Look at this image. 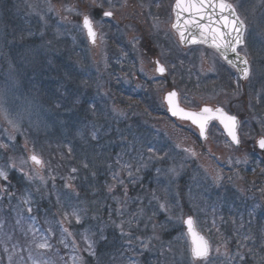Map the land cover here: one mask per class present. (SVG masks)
<instances>
[{"label":"rangeland","instance_id":"1","mask_svg":"<svg viewBox=\"0 0 264 264\" xmlns=\"http://www.w3.org/2000/svg\"><path fill=\"white\" fill-rule=\"evenodd\" d=\"M243 1L234 5L256 32L264 2L248 1L245 8ZM76 4L0 0V168L8 172L7 181L0 179L6 189L0 191V217L9 214L5 194L26 223L40 213L41 223L32 221L33 231L26 225L21 234L38 236L48 245L39 250L60 253L65 264H264V154L253 144L264 135V41L255 47L258 57L249 46L239 49L251 69L242 86L204 48L193 50L191 65L181 67L195 73L183 74L186 81L174 80L172 72L158 78L148 73L140 49L149 56L160 48L165 53L161 45L170 34L165 21L156 24L150 14L145 20L146 7L136 26L116 31L135 46L139 70L146 73L149 87L133 92L131 82L104 70L107 32L82 60L66 55L58 37L64 39L63 20L76 16ZM169 87L185 108L221 106L239 116L244 151L234 149L216 125L201 142L191 128L169 120L162 105ZM10 176L19 186L13 191ZM189 217L210 244L206 261L190 257L183 228ZM51 218L60 226L56 240ZM12 229L20 235L18 225ZM10 251L7 243L3 252Z\"/></svg>","mask_w":264,"mask_h":264},{"label":"snow or ice","instance_id":"2","mask_svg":"<svg viewBox=\"0 0 264 264\" xmlns=\"http://www.w3.org/2000/svg\"><path fill=\"white\" fill-rule=\"evenodd\" d=\"M110 3L111 0H109V4ZM99 6L103 7V5ZM173 10L176 13V23L172 25L173 28H177L178 30L183 28L185 30L180 32L182 42L187 32L192 37V42L195 43L198 33L200 42L209 44L227 60L230 65L237 68L240 73V79L249 78V61L246 55L245 57H241L240 52L237 50L238 46H244L246 43L247 19L243 18L241 14H238L237 7L229 2V0H176ZM111 16V11H103V17ZM82 27L87 32L89 39L94 42L96 33L93 29V21L87 14L83 16ZM230 53L234 55V58H230ZM156 71L163 74L165 68L157 64ZM175 96L176 92L172 91L165 97L172 115L177 114L176 110L172 107L173 98ZM180 111L184 117L191 119L194 124L199 126L201 136H204L205 126L210 120L219 119L220 123L223 124L227 130L228 135L232 138V142L239 144L240 141L236 134L239 121L235 116L228 115L221 108L213 110L205 107L198 113ZM256 143L261 150H264V135H262ZM148 151L152 152L153 149L149 148ZM30 159L34 164L42 166V161L37 155H32ZM73 171H75V169H73ZM32 178L31 176L28 177L30 180ZM0 179L5 181L8 179V172L3 168H0ZM41 179L43 178L41 177ZM0 191H6V189H0ZM163 207H165V205H161V208ZM29 211H31L30 208ZM72 215L75 216L77 222H79L80 218L75 210ZM184 223L188 228V234L193 237V259L206 258L209 251L207 241L194 232L193 221L190 217L186 219ZM64 231L67 232V229H64ZM38 247L44 249L48 247V245L46 243H40ZM88 247L89 250H91V242H89Z\"/></svg>","mask_w":264,"mask_h":264},{"label":"flooded vegetation","instance_id":"3","mask_svg":"<svg viewBox=\"0 0 264 264\" xmlns=\"http://www.w3.org/2000/svg\"><path fill=\"white\" fill-rule=\"evenodd\" d=\"M74 1L77 4L81 3V12L79 11L80 26L82 27L83 16L85 14L89 15L93 21V29L96 33L97 38L98 35H101V33H103L104 31L103 29H101L103 25L109 24V31L112 36L113 46L116 49L119 48V44L116 43V40H118L116 31L119 30L121 26H136V15H142L145 12L146 7L148 8V14L144 15L145 20H148V15L150 14L152 19L156 21V24L158 23V21H165L166 32H168L170 35H165L164 44L172 43L175 45H179V41L176 35L171 30L174 21V18L172 16V8L176 0H111L110 4L109 0H79V2H77L76 0ZM229 2H231V0H229ZM99 5H103V7H100ZM141 5L145 6V9H143ZM106 10L112 12L111 17H103V11ZM121 15H124L123 20L121 19ZM68 20L72 22L74 18L71 16L70 18H68ZM108 21L110 23H108ZM146 54L147 52L144 51L143 55ZM148 59L151 63L159 61L158 56H156V58L148 56ZM153 71L152 69L150 70L151 73Z\"/></svg>","mask_w":264,"mask_h":264},{"label":"trees","instance_id":"4","mask_svg":"<svg viewBox=\"0 0 264 264\" xmlns=\"http://www.w3.org/2000/svg\"><path fill=\"white\" fill-rule=\"evenodd\" d=\"M63 44L64 42L61 41V46H63ZM71 55L76 58L74 52H71ZM10 180L12 181V186L10 184L9 191H11V189L13 191V187H17L18 185L16 186V181L11 176ZM20 183L22 184V181ZM4 197L5 202L7 203V205H9V214L4 217H0V219L2 220V222H0V264H65L64 261H62L60 254L56 253L54 250H48L45 252L39 250L38 245L41 242L38 236H32L29 234L25 238L23 237V234H21L22 228L26 225H29L33 231L35 225L32 221L26 223L27 219L24 218L23 214L19 213L20 211L18 208L20 206H15V202L11 203L12 199L9 200L6 194ZM24 203L25 202H23L22 204L25 205ZM41 212L45 213L44 215L42 214L43 216H47L49 218L48 212H46V210ZM55 220L56 219H53V228H55L56 230L54 240L58 238L59 232L57 233V230H59L58 227H60L55 223ZM13 223L18 225L19 227V236H17L18 233L16 234L12 229ZM7 233L10 234L13 238L11 242H8L9 239L7 238V236L4 237ZM7 243H9V245L11 246L10 253L3 252L4 248L7 246Z\"/></svg>","mask_w":264,"mask_h":264},{"label":"water","instance_id":"5","mask_svg":"<svg viewBox=\"0 0 264 264\" xmlns=\"http://www.w3.org/2000/svg\"><path fill=\"white\" fill-rule=\"evenodd\" d=\"M87 36H88V35H87ZM88 38H89V37H88ZM185 39H189L190 43L194 44V43L192 42V37H191L187 32H186L185 37H184V40H185ZM198 42H200V40H199V35L196 36V42H195V43H198ZM201 43H202V42H201ZM203 44H204L206 47H211V46H210L209 44H207V43H203ZM238 47H239V46H238ZM211 48H213V47H211ZM213 49H214V48H213ZM229 55H230V58H234V55H233V54L230 53ZM220 56H221V55H220ZM221 58H222V60H223L226 64H228L229 66H231V67L236 71V73L238 74V76L240 77V73L238 72L237 68H236V67H233L232 65H230V64L227 62V60H225L222 56H221ZM239 79H240V78H239ZM245 80H246V79H240L241 82H244ZM165 104H166V106H167V108H168V113H169V115H170L172 118H174V119H176V120H179V121H183V122H189L191 125H193L194 127H196V128L198 129V132H199V135H200L201 139H205V137H206V129H207L209 123H210L211 121L215 120V121L218 123V125L221 127V129H222L224 135L228 138V140H229V141H230L235 147H239V144H236V143H233V142H232V138L228 135L227 130L225 129L224 125L220 123L219 119H212V120H210V121L206 124V126H205L204 136H201L199 126H198L197 124H194V123L192 122L191 119H188V118H186V117L183 116L182 112L180 111V110H182V109H180V108L178 107L176 97L173 98V104H172L173 109L176 110V112H177L176 115H172V112L169 111V104H168V102L166 101V99H165ZM183 112H187V111H183ZM187 113H190V112H187ZM237 120H238V119H237ZM237 129H238V128H237ZM237 129H236V134H237ZM237 137H238V136H237ZM256 145H257V143H256ZM257 147H258V145H257ZM258 149H259L260 151H262V152L264 151V150H261L259 147H258ZM184 227H185L186 234H187V236H188V238H189L190 244H191V246H192V248H193V237L190 236V235L188 234V228H187V226L185 225V223H184ZM193 229H194V225H193ZM194 232L196 233L195 229H194ZM197 234H198V233H197ZM198 236H200V235L198 234ZM200 237H202V236H200ZM207 256H208V255H207ZM191 257H192V249H191ZM206 258H207V257H206ZM206 258H203V259H199V258H198V259H193V257H192V259L195 260V261H197V260H204V259H206Z\"/></svg>","mask_w":264,"mask_h":264}]
</instances>
